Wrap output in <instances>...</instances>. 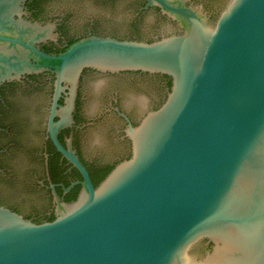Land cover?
I'll return each mask as SVG.
<instances>
[{"label": "water", "instance_id": "water-1", "mask_svg": "<svg viewBox=\"0 0 264 264\" xmlns=\"http://www.w3.org/2000/svg\"><path fill=\"white\" fill-rule=\"evenodd\" d=\"M26 1L0 0V83L54 74L48 134L81 177L65 193L81 190L72 203L53 192L52 222L35 224L0 207V264H264V0H230L214 25L186 0H149L183 32L150 43L91 36L57 55L37 47L56 35L52 25L21 18ZM51 8L69 15L76 33L98 19L123 36L132 14L127 0H55ZM86 69L171 80L160 108L126 129L130 158L96 188L71 143L63 147L56 134L73 122ZM113 92L134 119L158 97L155 80H88L86 116L98 118ZM113 133L112 119L88 130L84 156L121 153ZM201 241L211 245L205 256L193 251Z\"/></svg>", "mask_w": 264, "mask_h": 264}, {"label": "flooded vegetation", "instance_id": "flooded-vegetation-1", "mask_svg": "<svg viewBox=\"0 0 264 264\" xmlns=\"http://www.w3.org/2000/svg\"><path fill=\"white\" fill-rule=\"evenodd\" d=\"M54 1L28 0L23 4L20 13L26 23L54 27L53 34L56 37L47 38L37 44L42 52L49 55L60 54L73 44L72 41L91 36L150 43L183 32L178 21L173 20L158 6L150 5L149 0H127L132 14L123 36L114 29L103 27L98 19L88 20L83 31L76 33L72 29L69 15L53 13L51 4ZM116 1L119 0H97V3L114 6ZM229 2L230 0H186L185 6L200 10L208 22L214 25ZM148 19L150 21L147 24ZM122 77L155 80L158 88L155 104L134 119L122 108L118 93L113 92L107 98V106L98 118L87 117L84 111L83 84L88 80H114ZM54 83L55 76L50 72L24 74L0 83V207L7 208L35 224L51 222L55 218L57 202L53 192L57 194L60 203H67L65 197L73 188L67 193L65 190L79 182L72 175L75 169L56 151L49 138L48 120ZM168 83L169 79L159 74L84 70L79 79L71 114L73 122L57 130L58 142L63 147L70 142L81 163L92 164L96 170L128 160L131 156V145L126 129L128 126L136 127L148 112L160 108L171 88ZM67 98L69 92L65 91L58 101L60 108L65 106ZM106 119L114 120L113 145H119L121 153L114 155L113 152L106 156L102 151L85 157L84 138L87 131ZM60 120V116L54 118L55 123ZM53 159L56 161L53 162ZM53 163L57 164L55 172ZM66 183H70L67 188ZM204 245L206 251H210L211 245L207 241H204Z\"/></svg>", "mask_w": 264, "mask_h": 264}, {"label": "trees", "instance_id": "trees-1", "mask_svg": "<svg viewBox=\"0 0 264 264\" xmlns=\"http://www.w3.org/2000/svg\"><path fill=\"white\" fill-rule=\"evenodd\" d=\"M75 41H72L71 43H74ZM166 77V76H165ZM168 78V77H167ZM169 79V83H168V86H171V80L170 78ZM55 159V158H54ZM53 159V162L56 161ZM54 167H53V170L55 172L56 170V166L57 164L56 163H53ZM83 165L86 167V170L88 171L89 173V176H90V179H91V182L93 184V186L96 188L107 176L108 174L113 170V168L116 166H109V167H105L101 170H96L95 168H93L92 164H87L85 162H83ZM73 174L72 175H75L77 177V179L79 181H81V177L80 175L78 174V172L76 170H74L72 172ZM70 183H66L65 184V187L67 188L69 186ZM81 190V186L80 185H77L75 186L69 194L66 195L65 197V202L67 203H72L74 202L77 197H78V194ZM54 219L51 220V222L53 221Z\"/></svg>", "mask_w": 264, "mask_h": 264}, {"label": "rangeland", "instance_id": "rangeland-1", "mask_svg": "<svg viewBox=\"0 0 264 264\" xmlns=\"http://www.w3.org/2000/svg\"><path fill=\"white\" fill-rule=\"evenodd\" d=\"M193 249H194L193 251L196 254H199L201 256H205V254L207 252L206 248H205V245H204V241L199 242L197 245L194 246Z\"/></svg>", "mask_w": 264, "mask_h": 264}, {"label": "bare ground", "instance_id": "bare-ground-1", "mask_svg": "<svg viewBox=\"0 0 264 264\" xmlns=\"http://www.w3.org/2000/svg\"><path fill=\"white\" fill-rule=\"evenodd\" d=\"M223 250V249H222ZM221 252V251H220ZM220 255H222L223 253H219Z\"/></svg>", "mask_w": 264, "mask_h": 264}]
</instances>
